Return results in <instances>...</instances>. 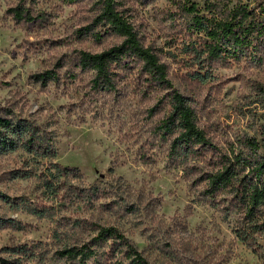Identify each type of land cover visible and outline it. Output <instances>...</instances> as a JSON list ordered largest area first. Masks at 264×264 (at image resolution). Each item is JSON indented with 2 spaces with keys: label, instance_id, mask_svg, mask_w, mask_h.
<instances>
[{
  "label": "rangeland",
  "instance_id": "obj_1",
  "mask_svg": "<svg viewBox=\"0 0 264 264\" xmlns=\"http://www.w3.org/2000/svg\"><path fill=\"white\" fill-rule=\"evenodd\" d=\"M181 1L120 0L142 40L163 49L170 80L192 97L214 142L226 148L239 135H258L262 108L253 101L264 59L214 67L206 82L194 78L170 46L188 39ZM20 3L45 11L43 26L17 23L9 9ZM95 16L91 0H0V115L30 123L44 139L35 154L24 147L0 154V264H128L119 243L94 244L103 227L118 229L151 264H264V233L239 238L230 193L205 199L204 182L171 163L170 140L158 129L164 91L133 73L98 90L93 73L76 64L81 50L122 41L82 38L76 30ZM49 69L57 81L34 82ZM89 247L90 258L70 253Z\"/></svg>",
  "mask_w": 264,
  "mask_h": 264
},
{
  "label": "trees",
  "instance_id": "obj_2",
  "mask_svg": "<svg viewBox=\"0 0 264 264\" xmlns=\"http://www.w3.org/2000/svg\"><path fill=\"white\" fill-rule=\"evenodd\" d=\"M91 1L96 16L91 23L78 28L77 33L82 38L96 40H102L107 34H116L122 39L101 52L80 51L76 64L83 71L93 73L92 86L112 90L119 80L133 73L147 88L164 91L159 101L164 103L165 113L158 129L163 138L170 140L171 163L195 174V182H204L205 199L212 201L222 193H230L231 206L241 213L237 233L244 243H249L255 234L264 233V85L258 88L253 101L262 108L258 114V135H239L223 148L199 125L192 97L174 87L169 78V66L162 60L163 49L142 40L126 9L121 8L120 0ZM178 8L184 21L182 31L188 39L181 46L171 41L170 46L177 47L178 57L185 55L182 66L188 73L192 71L194 78L206 82L212 77L214 67L243 59H264V0H258L255 6L244 0H206L203 8L186 0L179 2ZM9 13L17 23L28 25H42L48 19L45 11H36L23 3L11 7ZM32 78L46 85L57 81L59 76L56 70L49 69ZM39 142L44 143V139L30 123L0 115V154L19 147L35 154ZM109 240L125 247L128 264H151L114 227L101 228L94 244ZM77 252L83 258L96 253L92 247L89 254L84 249L70 251L72 255Z\"/></svg>",
  "mask_w": 264,
  "mask_h": 264
}]
</instances>
